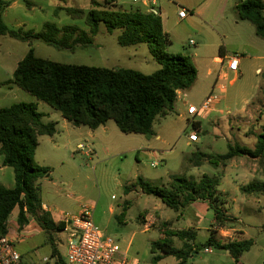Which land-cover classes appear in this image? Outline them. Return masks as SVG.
<instances>
[{
	"label": "rangeland",
	"instance_id": "obj_1",
	"mask_svg": "<svg viewBox=\"0 0 264 264\" xmlns=\"http://www.w3.org/2000/svg\"><path fill=\"white\" fill-rule=\"evenodd\" d=\"M92 0H14L3 15V20L10 30L23 29L40 32L47 22L59 26L80 24L65 12L55 16L57 7H75L89 10ZM104 3L105 0H96ZM191 1V0H190ZM264 2V0H262ZM195 7L200 8L201 17L190 14L181 21L175 5H169L166 0H160L163 8L161 18L165 31L169 34L172 44L167 50L170 54L190 57L198 71V80L194 87L187 91L186 100L193 105L201 103L214 90L218 80L217 75L221 63L220 48L227 46L228 56L240 57L239 78L235 80L232 74L223 79L227 92L222 94V101L205 117L188 120L183 116V101L177 100L178 113H170L167 118L160 117L155 123L153 135L124 134L115 121H109L110 129L106 133L92 137L94 130L82 126L76 127L64 120L59 111L48 104L38 101L35 97L12 84L0 87V108L26 102L37 103L38 109L45 114V123H56L57 134L52 139L49 136L41 138L38 152L40 159L46 149L60 154V160H54L51 168L54 170V180L58 185L46 184L42 190L43 202L49 207L56 220H61L60 213L78 215L84 205L92 209V217L100 228L103 238L115 240L137 264H177L173 257H166L159 263L153 258L160 253H151V243L165 238V231L187 230L201 227L197 241L204 243L208 239L209 230H218L214 222V212L205 202L194 205L204 215L192 221L178 217L179 213L167 208L156 197L147 195L140 182H150L153 186H169L175 177H193L200 180L204 174L222 177L220 190L226 194L227 208L231 215L239 217L224 230L231 236H240L235 230H243V240H253L250 251L244 253L239 262L232 259L226 251L212 249L211 253L200 251L190 264H264V187L255 193L240 192V184L247 185L254 180L264 181V158L237 157L229 161L227 167H216L203 161L202 166L191 162L193 152L222 155L228 152V145L239 144L255 149L258 136L264 131V50H258L252 42L257 38L252 30L256 28L250 22H245L244 33L239 36L227 34L223 40L210 25L222 18L219 14L220 0H195ZM116 10H145L142 3L134 4L133 0H120ZM189 10L188 8H185ZM236 12V11H235ZM232 14V11L230 12ZM249 28V29H247ZM120 32L109 34L104 25L99 34L94 37L93 44L74 50H60L41 40L25 41L12 38L9 35L0 36V84L13 80V74L18 63L24 59L31 48L39 58L63 64L88 65L110 69H133L145 75L157 72L161 65L152 55L148 45L141 44L122 47L118 44ZM218 62V63H217ZM260 68L261 73H257ZM201 123L202 133H198L197 143H190L189 134L195 131L193 123ZM67 124V125H65ZM204 132V134H203ZM160 134L161 141L156 140ZM147 140H151L150 143ZM79 144H83L82 150ZM57 150V151H56ZM91 152L86 156L84 152ZM94 153H93V152ZM154 152L160 154V162L153 167ZM93 154V155H92ZM3 156L0 155V165ZM36 160V159H35ZM63 163V164H62ZM229 166V167H228ZM228 168V170H227ZM245 169L237 179L235 170ZM233 171V172H232ZM231 172L227 175L226 173ZM0 184L14 187V170L0 172ZM247 198L242 204V199ZM125 207H127L125 209ZM145 211L146 221L140 215ZM16 209L11 218H16ZM152 222V223H151ZM165 222H170L168 228ZM150 223L145 231L144 225ZM208 229V230H207ZM55 241L63 259L67 260L65 235L60 232L55 235ZM175 245L181 248L182 243L175 238ZM17 250L23 255L24 264H44L45 258H50L52 246L47 244V236L39 233L32 239H26L18 244Z\"/></svg>",
	"mask_w": 264,
	"mask_h": 264
},
{
	"label": "trees",
	"instance_id": "obj_2",
	"mask_svg": "<svg viewBox=\"0 0 264 264\" xmlns=\"http://www.w3.org/2000/svg\"><path fill=\"white\" fill-rule=\"evenodd\" d=\"M120 0H105L104 3L91 1L92 8L85 10L75 7H57L55 16L65 12L80 24L59 26L47 22L40 32L34 30H10L3 15L14 0H0V36L25 41L41 40L60 50H74L77 46L93 44L101 26L109 34L119 31L118 44L122 47L148 45L161 68L152 75H145L133 69H110L88 65L63 64L36 56L33 48L18 63L13 80L0 87L15 84L38 101L59 111L62 117L76 127L96 130L109 121H115L124 134L153 135L155 123L160 117L172 113L179 91H189L198 80V71L190 57L173 55L167 50L172 44L165 31L161 16L146 13L140 9L121 11L114 7ZM238 18L248 21L256 28L258 37L264 40V2L244 0L236 7ZM45 114L37 103H16L0 108V155L3 166L11 167L15 174V186L7 188L0 184V238L8 235V222L18 209V224L23 230L30 219H34L47 236L52 246L51 256L58 264H65L55 235L62 232L65 224L56 221L43 207L39 181L48 176L52 169L39 165L35 160L36 151L44 136L53 137L57 124L45 123ZM200 133L201 123H193ZM237 157L264 158V131L258 136L255 149L239 144L228 145V152L215 155L193 152L190 159L196 166L203 161L219 167L226 166ZM221 179L204 174L198 181L193 177H175L169 186L157 187L142 180L143 191L156 197L169 209L179 215L189 212L191 205L205 202L213 210L216 225L220 228L234 223L235 218L227 215V201L219 192ZM263 183L252 182L242 187L243 193L255 192ZM126 209V208H125ZM140 217L143 219L144 214ZM169 222L164 223L168 228ZM165 238L151 243V253H160L153 258L159 263L166 257H173L177 264H190V260L200 251L212 248L226 251L239 262L244 253L251 250L253 240H223L217 230H212L204 243H197L198 233L194 229L165 231ZM175 238L182 243L175 245Z\"/></svg>",
	"mask_w": 264,
	"mask_h": 264
},
{
	"label": "built area",
	"instance_id": "obj_3",
	"mask_svg": "<svg viewBox=\"0 0 264 264\" xmlns=\"http://www.w3.org/2000/svg\"><path fill=\"white\" fill-rule=\"evenodd\" d=\"M160 0H133L134 4L142 3L146 8V13H152L157 16L162 15ZM190 12L183 7H179L178 17L185 20L189 17ZM240 57H226L222 62V68L219 72L218 80L214 90L208 95L200 106H190L188 115L191 120L198 117H205L208 112L214 109L221 101L222 94L227 92L224 81L228 78L229 73H239ZM180 92V91H179ZM178 92V93H179ZM197 123V122H195ZM191 143L199 142L198 132L195 130L189 134ZM80 148L83 150L84 146ZM155 160L153 167H157L160 162V154L154 152ZM92 207L84 205L78 215H68L60 213L61 222L65 224L62 231L65 235V243L67 249V260L65 264H137L131 259L126 251L111 238H103L100 228L95 224L92 217ZM150 223H146L148 228ZM206 253H211V249H206ZM0 264H24L23 257L16 247V242L8 235L0 238ZM44 264H58V259L48 257L44 259Z\"/></svg>",
	"mask_w": 264,
	"mask_h": 264
},
{
	"label": "crops",
	"instance_id": "obj_4",
	"mask_svg": "<svg viewBox=\"0 0 264 264\" xmlns=\"http://www.w3.org/2000/svg\"><path fill=\"white\" fill-rule=\"evenodd\" d=\"M167 1V3L169 4V5H175L176 7H177V11L179 10V7H183V8H188L189 10V12H190V14H193V13H195V15L196 16H198V17H201L202 16V13H201V11H200V8H196L195 6V0H166ZM242 1H244V0H220V4H219V6H220V9H219V14H220V16L222 17V18H220V19H218V21H216V23H212L213 25H210L213 29H215L216 31H217V33H218V35L225 41V40H227V38H228V36H227V34H235V35H239V36H241L243 33H244V30H245V22H247V21H241L239 18H238V15H237V11H236V7H237V5L240 3V2H242ZM161 7V6H160ZM161 10H162V12H163V8L161 7ZM232 11V14H230V12ZM236 11V12H235ZM178 14V13H177ZM179 18V17H178ZM186 20V19H185ZM181 21H184V20H181ZM247 29H249V28H247ZM252 33H255L256 34V31H255V29L254 30H252ZM257 35V34H256ZM252 42H253V44L255 45V46H257V49L258 50H264V44L263 43H261V42H259V40L257 39V38H253V40H252ZM224 45L225 46H221V48H220V57H218V58H216V60L217 59H219V58H221V63L219 64L218 62V65L220 66V68H219V71H218V73H217V75L219 74V72H220V70H221V68H222V62H223V60L226 58V57H228V49H227V46H226V44L224 43ZM257 59H259V60H264V57H258ZM239 72H240V69H239ZM257 73H261L262 74V71H261V69L260 68H258L257 69ZM229 74H232L233 76H234V78H235V80L236 79H238L239 78V73H229ZM10 88H13V86H12V84H10V85H8ZM188 93H187V91H180L179 93H178V98H177V100H181V101H183V106H184V110H183V113H181V115H183V116H188V120L190 121V116L188 115V109H189V107L190 106H196V105H193L192 103H190V102H188L187 100H186V98H187V95ZM204 102V101H203ZM202 102V103H203ZM201 103V104H202ZM173 112H176V113H178V110H177V106H176V104H175V109H174V111ZM172 112V113H173ZM168 116V115H167ZM167 116H165V117H162V119H164V118H167ZM65 120V119H64ZM158 121V120H157ZM66 123H69V122H66ZM65 125H67V124H65ZM110 124H109V122L106 124V125H104V126H102V127H100V128H98V129H96V130H94L93 132H90L91 133V135H92V137H96V135L98 134V135H100V134H102V133H106V132H108L109 131V129H110V126H109ZM202 128V127H201ZM200 132L202 133V131L200 130ZM100 133V134H99ZM57 134V133H56ZM55 134V135H56ZM107 134V133H106ZM203 134H204V132H203ZM54 135V136H55ZM54 136L53 137H51L52 139L54 138ZM200 138V137H199ZM201 139V138H200ZM156 140L157 141H161L162 140V137H161V135L160 134H158L157 136H156ZM190 141V140H189ZM201 140H199V142H200ZM147 142L148 143H150L151 142V140H147ZM198 142V143H199ZM191 143V142H190ZM197 143V144H198ZM81 145H83V144H79V146H81ZM40 146V145H39ZM39 148V147H38ZM57 151V150H56ZM93 152V151H92ZM197 152H200V151H197ZM94 153V152H93ZM84 154L86 155V156H89L90 154H91V152H87V151H85L84 152ZM58 155H60V154H58V153H56L54 150L52 151V150H50V149H46L45 151H44V153H43V155H42V157L39 159L38 158V152H36V154H35V159H36V162L39 164V165H41V166H44V167H50L51 168V166H53L52 165V162L54 161V160H57V161H61L60 159V156H58ZM93 155V154H92ZM2 156V155H1ZM3 160H4V158L2 159V165H0V172L2 173V176H3V173H5L7 170H8V167H4L3 166ZM63 164V163H62ZM220 167V166H219ZM225 167H227V165L225 166ZM229 167V166H228ZM52 169V168H51ZM227 170H228V168H227ZM246 170L243 168V169H237V170H235L234 172H236L237 173V179L236 180H234L235 182H237V184H240L237 180H238V178H240L241 177V175H242V173H244ZM233 172V171H232ZM227 175H229V174H231V172H228V173H226ZM53 175H54V170L52 169V172L48 175V176H46V177H44L43 179H41L40 181H39V185H40V187H41V197H42V190L44 189V187L46 186V184H51V183H53V185L54 186H57L58 185V180H54V177H53ZM207 175H209V174H207ZM225 175V174H224ZM223 174H221V175H217V174H214V175H210V176H217V177H219L221 180H222V177L224 176ZM255 181V180H254ZM253 181V182H254ZM0 182H1V179H0ZM256 182H260V183H263L264 184V181H260V180H256ZM252 183V182H251ZM251 183H249V184H251ZM249 184H247V185H249ZM2 185V184H1ZM221 185V184H220ZM247 185H244V184H240V186H239V190H240V192H241V188L242 187H245V186H247ZM3 186H5V185H3ZM14 186H15V174H14ZM6 187V186H5ZM7 188H10L9 186L7 187ZM219 192H221V194H223L224 195V198L226 199V201H227V198H226V194L223 192V191H221L220 190V186H219ZM256 192V191H255ZM255 192H252V193H255ZM245 194V193H244ZM43 200V199H42ZM245 201H247V198H244V199H242V204L245 202ZM201 202V201H200ZM197 203V202H196ZM195 204V203H194ZM191 205V207H190V210H189V212H185L183 215H181L182 216V218H185V219H191L192 221H195L196 222V220H198V219H200V221L199 222H202V220L204 219V215L202 214L203 212H201L199 209H197L196 208V206L195 205ZM227 204H228V202H227ZM227 204H226V210H227V215L229 216V217H232V218H235V221L237 220V219H239V217H237L236 215H231L230 213H229V209L227 208ZM164 205V204H163ZM43 207H44V209L46 210V211H49L50 212V209H49V207L43 202ZM125 208H127V207H125ZM18 210V209H17ZM18 213H19V210H18ZM143 214H144V218H145V220L146 221H149L150 222V220L152 219V218H150V217H145V211L143 212ZM12 216V215H11ZM53 216V215H52ZM180 215H178V217H181ZM54 218V217H53ZM17 219H18V215L16 216V218L14 217V218H10V220H9V222H8V228H9V237L11 238V239H13L15 242H16V246L18 245V244H21V243H23L24 242V240H26V239H32L33 237H35L36 235H39V233H44L43 232V230L41 229V227L37 224V222L34 220V219H30V221H29V224L23 229V230H21L20 229V226H19V224H18V221H17ZM55 219V218H54ZM56 220V219H55ZM240 220V219H239ZM56 221H59V220H56ZM214 222H215V216H214ZM152 223V222H151ZM216 223V222H215ZM146 226V224L144 225V227ZM217 226V225H216ZM226 227H224V228H220L219 226H217V231L219 232V237L220 238H222L223 240H235L236 238L237 239H239V240H243V235L245 234L244 233V231L243 230H238V231H236L235 230V233L236 232H239V234H240V236L238 237V236H231V235H229V231H227V230H224ZM190 229H194V228H190ZM149 229H146L145 228V231H148ZM188 230V229H187ZM197 233L200 231V230H204V229H201V227H196V229H194ZM208 230V229H207ZM211 231L212 230H209V231H207L208 233H209V235H208V238H209V236H210V233H211ZM198 235H199V233H198ZM198 239V238H197ZM207 241V240H206ZM197 243H199L198 241H197ZM47 244H49L48 243V241H47ZM57 244V243H56ZM49 245H51V244H49ZM58 246V245H57ZM208 249H210V248H208ZM206 250V249H205ZM21 254V253H20ZM22 255V254H21ZM22 257H23V255H22ZM233 259V258H232ZM234 260V259H233ZM235 261V260H234Z\"/></svg>",
	"mask_w": 264,
	"mask_h": 264
}]
</instances>
